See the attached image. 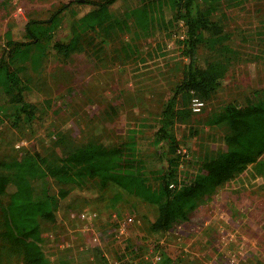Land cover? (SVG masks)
<instances>
[{
	"label": "rangeland",
	"instance_id": "rangeland-1",
	"mask_svg": "<svg viewBox=\"0 0 264 264\" xmlns=\"http://www.w3.org/2000/svg\"><path fill=\"white\" fill-rule=\"evenodd\" d=\"M73 1L0 0V57L9 25H16L12 33L20 38L18 26L27 20H46ZM236 2L221 0L222 13L217 18L229 34L232 51L228 55L237 59L201 111L172 128L179 149L186 150L180 155V180L202 156L224 146L225 128L214 123L224 106L240 107L264 98V0ZM141 3L117 0L111 12L117 19L129 16L133 21ZM88 7L77 8L85 12ZM73 21L74 16L64 11L42 53L43 60L38 52L39 56L24 62L33 78L26 99L36 103L40 114L32 124L15 125V107L4 106L7 116L0 124V160H20L34 151L43 156L62 153L90 140L116 146L133 136H138L139 155L154 159L158 147L153 143L154 132L163 104L187 63L178 43L184 36L182 23L171 32L142 33L131 26L105 43L97 36L86 38L91 50L63 59L52 46L71 38ZM154 161L149 167L158 168ZM57 189L53 184L54 192ZM76 190L71 194L78 196L69 195L60 202V223L41 225L48 264H102L96 249L108 264L122 260L157 264L159 249L175 264H264V179H248L242 173L199 200L189 219L175 222L163 234L150 232L156 215L153 205L121 194L111 207L109 198L118 189H100L97 181ZM0 260V264H22L21 257L13 253Z\"/></svg>",
	"mask_w": 264,
	"mask_h": 264
},
{
	"label": "trees",
	"instance_id": "trees-1",
	"mask_svg": "<svg viewBox=\"0 0 264 264\" xmlns=\"http://www.w3.org/2000/svg\"><path fill=\"white\" fill-rule=\"evenodd\" d=\"M116 1L69 2L53 11L46 20H27L18 26L20 38L12 33L16 25L8 26L0 57V124L7 116L6 105L15 107L12 116L15 125L32 124L38 118V106L26 99L32 92L33 78L24 62L39 56L38 52L43 58L46 44L64 11L74 16L71 38L67 42L56 41L52 46L63 59L91 50L86 42L91 37L97 36L105 43L118 33L128 32L131 26L142 33L171 32L182 23L184 36L178 43L187 63L163 104L160 124L154 132L153 143L158 146L155 158L139 155L138 136H133L129 142L116 146L90 140L61 154L53 152L43 156L34 151L26 152L20 160H0V259L13 253L21 257L22 264H48L41 225L43 222L58 225L61 200L69 195L78 196L71 193L88 181H97L100 189H118L109 198L111 207L120 201L121 194L153 205L156 215L150 232L163 234L175 222L189 219L199 200L242 173L246 172L248 179H264L263 98L240 107L224 106L214 119L215 124L225 128L224 146L202 156L194 170L185 173L180 180L181 161L177 152L180 143L172 133L173 125L186 123L192 117V98L202 102L211 99L237 59L228 55L232 51L228 45L229 34L222 19L217 18L222 13L221 0H142L133 13V21L129 16L123 19L113 16L111 11ZM83 5L89 6L88 10L80 12L77 7ZM91 33L95 35L90 36ZM200 50L203 53H199ZM154 160L158 161V168L149 167L148 163ZM53 184L58 187L56 192ZM170 184L174 187L170 188ZM159 252L157 264H175L163 249ZM95 256L102 264H108L99 249ZM119 264L132 263L122 260Z\"/></svg>",
	"mask_w": 264,
	"mask_h": 264
},
{
	"label": "built area",
	"instance_id": "built-area-1",
	"mask_svg": "<svg viewBox=\"0 0 264 264\" xmlns=\"http://www.w3.org/2000/svg\"><path fill=\"white\" fill-rule=\"evenodd\" d=\"M203 106H204V102H202L201 100H199L197 98H192L191 99V109H192L193 112H195V113L200 112ZM0 117H1V113H0ZM16 147L19 148L20 147V144H17ZM177 152L181 156H182L181 153H184V155L186 154V150L178 149ZM169 187L170 188H173L174 187V184H170Z\"/></svg>",
	"mask_w": 264,
	"mask_h": 264
}]
</instances>
